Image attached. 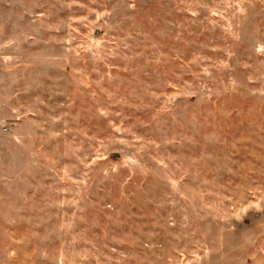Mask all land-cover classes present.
I'll return each mask as SVG.
<instances>
[{"label":"rangeland","instance_id":"1","mask_svg":"<svg viewBox=\"0 0 264 264\" xmlns=\"http://www.w3.org/2000/svg\"><path fill=\"white\" fill-rule=\"evenodd\" d=\"M0 264H264V0H0Z\"/></svg>","mask_w":264,"mask_h":264}]
</instances>
